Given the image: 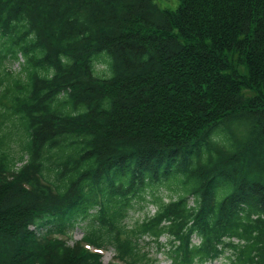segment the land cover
<instances>
[{"label": "trees", "instance_id": "16d2710c", "mask_svg": "<svg viewBox=\"0 0 264 264\" xmlns=\"http://www.w3.org/2000/svg\"><path fill=\"white\" fill-rule=\"evenodd\" d=\"M177 1L0 0V264H264V0Z\"/></svg>", "mask_w": 264, "mask_h": 264}, {"label": "rangeland", "instance_id": "374dc122", "mask_svg": "<svg viewBox=\"0 0 264 264\" xmlns=\"http://www.w3.org/2000/svg\"><path fill=\"white\" fill-rule=\"evenodd\" d=\"M156 4L162 9H169V10H176L179 7V2L177 0H156ZM13 70H16V71L19 70L18 64L13 65ZM155 211L156 210L153 206H150L144 211L136 210L135 212L132 213L129 223L131 224L135 220L141 221L144 216H148V215L152 216L155 214ZM69 235H70L69 237L71 238V240H69V237L67 240H69V244L72 246L75 244V242L83 239L84 230L82 226H79L74 231L69 233ZM163 242H165V239H163ZM149 249L152 251L151 254H152L153 259H157V262L154 264H170L165 253L159 254L156 248H153V247L152 248L149 247ZM102 253H103V261L105 264H109V263L119 264L118 262L114 260L115 253L113 249L102 251ZM218 264H222V263H218Z\"/></svg>", "mask_w": 264, "mask_h": 264}]
</instances>
